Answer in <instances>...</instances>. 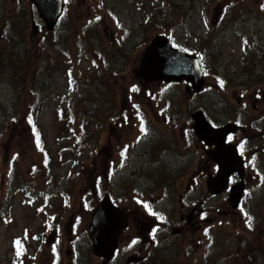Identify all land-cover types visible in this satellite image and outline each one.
<instances>
[{"label":"rangeland","instance_id":"rangeland-1","mask_svg":"<svg viewBox=\"0 0 264 264\" xmlns=\"http://www.w3.org/2000/svg\"><path fill=\"white\" fill-rule=\"evenodd\" d=\"M64 2L47 29L29 0H0V264H264V165L252 169L264 153L243 150L253 178L239 206L209 196L200 229L180 220L192 169L175 166L196 151L174 145L212 104L248 150L264 142V0ZM159 34L199 57L201 90L139 77ZM104 194L126 223L109 262L87 233Z\"/></svg>","mask_w":264,"mask_h":264},{"label":"water","instance_id":"water-1","mask_svg":"<svg viewBox=\"0 0 264 264\" xmlns=\"http://www.w3.org/2000/svg\"><path fill=\"white\" fill-rule=\"evenodd\" d=\"M37 10L39 17L44 21L47 29H52L62 11L63 0H29ZM139 77L145 81H180L191 83L194 90H200L204 82L203 73L199 66L198 58L193 54H187L180 48H173L169 39L158 35L141 53ZM200 120H203L200 117ZM200 138L203 132H218L222 138L231 129L230 125L222 128H212L209 123L198 124L194 127ZM201 134V135H200ZM228 146V145H226ZM218 161L219 169L216 175L209 179L211 193H222L227 188V177L237 172L240 177L243 168L240 158L229 147L221 146ZM243 193L242 181L231 187L229 200L236 207ZM125 221L118 215L116 209L105 196L91 216L88 232L92 241V252L98 257L108 261L117 247V235Z\"/></svg>","mask_w":264,"mask_h":264},{"label":"flooded vegetation","instance_id":"flooded-vegetation-1","mask_svg":"<svg viewBox=\"0 0 264 264\" xmlns=\"http://www.w3.org/2000/svg\"><path fill=\"white\" fill-rule=\"evenodd\" d=\"M216 107H217V104H212L210 111H208L209 108L207 106L199 108L198 110H201L203 114L205 115L206 119L209 120V122L215 127L217 126L219 127L227 122H232L233 124H235V127L233 126L232 129L225 134L224 138H222L219 133L217 134L215 132H203V135L201 137L203 139L199 138L195 132V128H194L195 123L193 124V126L189 128V132H183L182 136H183L185 143L182 142L181 140L182 136H180V138H178V136L176 135L174 136V145L177 149L186 150V151L187 149H195L196 151L195 153H191V154L188 153V155L185 158L180 157L177 163L175 164V166L178 167V166L184 165L181 168V172H183L182 170L184 167L192 169L188 177V184L186 187L187 192L191 191V194L189 195L187 194L186 200L187 202L190 201L187 198L191 197L192 205L187 208L189 215L185 217L183 214H180L179 216L180 220L182 221L184 220L185 224L189 222L190 220H194L192 225H195L196 227H200V229L203 227L205 222L209 223L211 221L209 217V207H208L209 196L210 197H220L222 198L223 201L228 202L229 187L239 182L238 174L237 173L231 174L228 180V185H227L228 189L224 193L218 194V195H215V194L212 195L210 193L208 181H209L210 176L216 173L218 169V163L215 157L216 158L218 157L220 147L221 146L229 147L234 152L236 149L237 153L241 155L242 165L244 168L243 185H244L245 190L247 189V184H248L247 182H249L253 178L252 176L253 172L252 171H251L252 173L248 172L246 175L247 176V179H246V176H245L246 167L249 168L251 164V159L249 158V155H247L246 153L244 155L243 150L248 153L250 152L256 153V154H258L259 152L264 153V142L257 141L253 145V150H248V141L245 140L244 134H242V132H239L238 124L233 121H224V120H221L215 117L214 109ZM192 121L193 119L190 118V124H192ZM263 165H264V161H263V164H261V160H258L255 157L252 169H258L259 167L263 168L262 167ZM255 175L256 174H254V176ZM164 181L167 183V189L171 193L175 194L176 174L174 173L171 177L165 179ZM166 195L167 194H165L164 196L166 197ZM178 199L181 203H183L181 195L179 196ZM155 209L161 212V209L159 208H155ZM149 211L150 212L145 211L147 216L153 217L152 213H154V211H151V210ZM141 226L144 227L142 224ZM154 228H155V224L154 225L151 224L150 227L147 228V230L144 229V232L147 233L148 239L150 237L149 239L150 242H152V238L155 237L156 234H158L160 230L156 228L155 233H153L152 231L154 230ZM206 228L207 227H204L203 230ZM162 231H164V228H161V235L165 233V232L162 233ZM138 251L139 253L143 252L142 249H138Z\"/></svg>","mask_w":264,"mask_h":264},{"label":"snow or ice","instance_id":"snow-or-ice-1","mask_svg":"<svg viewBox=\"0 0 264 264\" xmlns=\"http://www.w3.org/2000/svg\"><path fill=\"white\" fill-rule=\"evenodd\" d=\"M262 7H264V5H262ZM97 19H99V17H97ZM220 83H221V86H223V81H220ZM133 90H135V89H133ZM28 119H29V122H31V116H29ZM141 131L142 132H146L147 131L144 128L143 122H141ZM122 155H123V153H122ZM245 215L247 216L246 213H245ZM247 223H248V227L251 228L252 227L251 217H248ZM153 233H155V229L153 230ZM133 243H135V241ZM16 246H17V252H16V254H17V256H19L21 254V252H20V242L19 241H16Z\"/></svg>","mask_w":264,"mask_h":264},{"label":"trees","instance_id":"trees-1","mask_svg":"<svg viewBox=\"0 0 264 264\" xmlns=\"http://www.w3.org/2000/svg\"><path fill=\"white\" fill-rule=\"evenodd\" d=\"M34 72V71H33ZM37 75H39L38 74V72H35ZM25 74H26V72H25ZM13 75L16 77V79H18V76H17V71L16 70H13Z\"/></svg>","mask_w":264,"mask_h":264}]
</instances>
